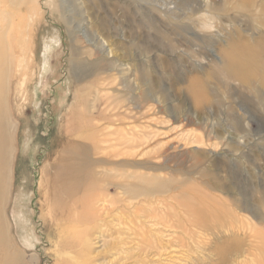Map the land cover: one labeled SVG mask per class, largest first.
Instances as JSON below:
<instances>
[{
	"label": "rangeland",
	"instance_id": "374dc122",
	"mask_svg": "<svg viewBox=\"0 0 264 264\" xmlns=\"http://www.w3.org/2000/svg\"><path fill=\"white\" fill-rule=\"evenodd\" d=\"M139 1L0 0V69L14 126L11 240L25 264H78L67 208L89 187L105 186L113 204L93 231L90 264H203V257L207 264L217 247H227V264H264V49L236 54L230 47L243 35L253 43L262 31L255 18L231 12L214 20L215 31L197 26L222 0H205L207 11L194 0H172L175 18L164 20L148 13L150 0ZM101 42L108 58L94 49ZM234 55L251 68L245 80L230 69ZM75 141L88 177L66 196L77 179L65 159ZM156 178L166 184L154 195L168 205L150 222L139 215ZM118 184H133L137 200ZM163 213L183 214L186 235L164 227ZM142 228L163 246L171 241L167 255L143 256L135 234Z\"/></svg>",
	"mask_w": 264,
	"mask_h": 264
},
{
	"label": "bare ground",
	"instance_id": "6f19581e",
	"mask_svg": "<svg viewBox=\"0 0 264 264\" xmlns=\"http://www.w3.org/2000/svg\"><path fill=\"white\" fill-rule=\"evenodd\" d=\"M142 1H144V0H140L138 2V5H140V7L143 4ZM156 1L157 0H150L148 4L147 3L145 4V5L151 6V7H147L148 13L152 14L154 10H157V12L159 13L158 15L163 20L167 19L169 17H173L172 13L175 10V6H170V3L173 2L172 0H163V2H162V0H159V2H162L160 4H156L155 3ZM194 1H195L196 5H199L201 8L204 7V10H205V3H206L205 0H194ZM206 4H208V2ZM59 6H61V5H59ZM218 7H220V8H218V9L215 8V11L218 10L216 12H214V11L210 12L209 11L211 13L212 17L211 16L207 17V14H206V17H207L206 19H205V17L199 18L197 26H200V28H203V30L207 28L206 30H208V31L210 29H214V28H216V24L214 23V20L217 23V21L220 22L221 16H224L225 18L227 17L229 19L232 18L229 15V12H231L233 14V17L241 15V16H245V17L246 16L251 17L252 20L255 18L256 22L254 24L255 25L254 28L259 30V31H262V34H260L259 36H256V38H252L253 43L249 42L248 37H246L244 35L241 37L239 36L240 37V38L238 37L239 42L238 43L236 42L235 44L230 43L231 44L230 47L232 48L233 51L238 52V53L236 52V54H239V53L243 52L244 50L251 51V50L260 49V48L264 49V0H222V3ZM176 9H177V7H176ZM60 10L62 13V7L60 8ZM195 10L196 9H194L193 12H195ZM205 11H207V9ZM175 12H176V10H175ZM209 12H207V13H209ZM192 15H195V14L192 13ZM173 18H175V17H173ZM1 19L2 18L0 17V23L2 22ZM0 28H1V26H0ZM229 30H227V32H229ZM214 31H215V29H214ZM248 36L251 37V34H248ZM104 43L105 42H101V44L96 46L94 49L96 50V53H98V55H100L101 57L108 58V55H110V49L107 48ZM232 50L229 53H232ZM231 57H228L231 60L230 63L232 62L231 65H233V67L232 68L230 67V69L233 70V73L236 75V77H241V79L245 80V78H247L248 75H251V73H252V71H250V69H251L250 66L247 64V62L245 60H243V59H242L243 61L238 60L239 57H237V56L235 57V55L232 57V59H231ZM228 66H230V65H228ZM225 67H226V65H225ZM249 81H251V80H249ZM261 83L264 84V80H261ZM190 92L192 93V95L195 98L201 97V96H199L201 94H198L193 83L190 84ZM6 106L7 105H6L5 81L3 80V74H2L1 69H0V264H25V259H24L23 253L15 245V243L11 240L12 236L10 234V223L8 222L7 216H6L7 198L11 193L10 192L11 177H14L13 176V170L9 166V163H8V160L12 156V152H13V146L12 145H13V129H14V126L11 123V120H10ZM11 106H12V104H11ZM76 142L77 141H75V143H73L74 145L73 144L70 145V146H72V148H70L67 152L68 153L67 155L69 157H71L72 155H75V156L72 159L69 158L68 156L65 157V159L72 161V166L77 171V173H76L77 179L71 183L69 180L67 187L64 189L66 196H68L72 193H74L73 195L78 194L79 188H80L79 186L81 183L80 179H82L81 177L82 176L88 177L87 176L88 173H84L86 168L88 167V165H86L87 160L85 159V154L83 156L79 153L80 151H77V148L74 146H78L80 144L78 142L77 143ZM76 151H77V153H76ZM133 166H136V165H133ZM10 169H11V172H10ZM108 172H111V170H109ZM148 175L149 174H147L146 177H151ZM130 176H132V175L130 174ZM136 176L141 177V176H145V175L138 174ZM85 181H86V178H85ZM152 182H154V184H152L154 186H153V188L150 186L151 187L150 192L146 191V189H145L146 192L143 193L144 195L147 194L144 196V200H143L146 207L144 206V209L143 208L140 209L142 211L143 215L142 214L139 215V217H143L144 219H147L150 222L155 217V215H158V213H157L158 210L160 212L163 211L165 213V208L168 205L165 197H162V198L159 197L158 198V197H156V195H154V192H157L155 187L165 186L166 183L163 182V180H161L159 178H156L155 181H152ZM90 185H91V183L88 182L87 187H89ZM116 186L119 189L123 190L124 193L132 194L130 197V200H132V199L137 200L138 195H135L136 191L133 189L135 187L133 184H126V185L118 184ZM142 189L144 190V188H142ZM71 191H73V192H71ZM139 197H140V195H139ZM74 200L75 201L73 202V204L71 206H68V208H67V214L70 215L71 217H70V220L68 221V224L65 225L66 228L70 227V229H68V231L66 233H68V234L73 233V237H72L73 242H72V244H70V246L71 247L75 246V247H77V249H80V251L76 253L78 256V260H79L78 264H90L89 263V254L87 253V250L90 247V245L92 244L91 238L93 235V231L96 228L97 224L99 223V217H101L102 214L108 212V209H109L108 204L112 205L113 203L111 201V198L109 197L107 187H105V186L95 187V188L91 186L88 188V190L84 194L76 196ZM157 203H159L161 205V209H159V207H160L159 204H158L159 207H155V204H157ZM139 207H141V206L139 205ZM164 213H163V217H161L162 219L160 218L161 220H159V222L162 221L161 223L163 224L164 227H168V228L177 227L180 229L181 233L186 235L187 229H186V226L184 225L183 214L177 215L176 220H173V219L167 217V215L164 216ZM50 218H51L50 221L52 222V224H54L53 226L58 228L60 225V219H58L57 215L52 210L50 212ZM137 224L142 226V221L139 219L137 221ZM155 224H157V223H152L151 225H155ZM143 225L146 228L147 224L145 222L143 223ZM122 227H124V226H122ZM153 227L154 226H152L151 228H153ZM156 227H158V226L156 225ZM126 230H128V228H126ZM141 230H140V233H135V234L136 235L138 234V236H140V241L142 244L138 247V249L140 250V248H141L142 251L145 250L143 253V256H145V258L147 257L146 255H149V254L150 255L153 254V256H155V258L156 257L161 258V256L163 255V252H165L164 255H167L166 250H167V248H169V244H172L171 241H170V243L167 242V243H169L167 246H165L166 244L163 246V245L158 243V238L152 234L154 232L151 231L149 228H147V230H144L142 228ZM165 230H167V229H165ZM99 232H98V234H99ZM161 234H159V235H161ZM101 236H102V238H104V235H101ZM161 238H163V237H161ZM100 239H101V237H100ZM116 241H117V239H116ZM231 241L233 244L232 249L238 250L241 246L239 239L233 237V238H231ZM114 242H115V240H114ZM101 243H103V242H101ZM177 245H179L180 248H186V251L188 250L187 245H185L183 241L177 243ZM226 248L227 247H224V248H218L217 247L214 249L216 251V256H217L216 259L217 260L212 258V254L211 253L209 254L207 251L206 252V253H208V254H206V257H208L207 259H214L212 262H208L207 264H227L229 262V260H228L229 254H227L226 251L224 250ZM178 252H181V251H178ZM168 256H169V254H168ZM183 258H185V256H183ZM141 261H144V260L142 259ZM201 262L203 264H205L204 257L201 258ZM141 264H145V263L141 262ZM157 264H160V263L157 262Z\"/></svg>",
	"mask_w": 264,
	"mask_h": 264
}]
</instances>
